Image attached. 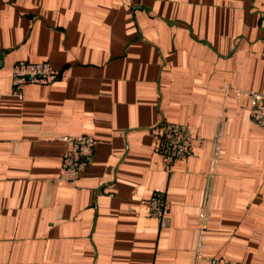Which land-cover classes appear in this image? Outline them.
Wrapping results in <instances>:
<instances>
[{
  "label": "crops",
  "instance_id": "obj_1",
  "mask_svg": "<svg viewBox=\"0 0 264 264\" xmlns=\"http://www.w3.org/2000/svg\"><path fill=\"white\" fill-rule=\"evenodd\" d=\"M19 60L64 75L18 96ZM226 86L264 91V0H0V264H194L203 216L201 264H264V128ZM164 121L192 135L171 171ZM79 134L95 157L57 182Z\"/></svg>",
  "mask_w": 264,
  "mask_h": 264
},
{
  "label": "built area",
  "instance_id": "obj_2",
  "mask_svg": "<svg viewBox=\"0 0 264 264\" xmlns=\"http://www.w3.org/2000/svg\"><path fill=\"white\" fill-rule=\"evenodd\" d=\"M64 75V72L52 66L48 61L19 60L12 69L13 94L21 96L27 83L51 84ZM236 96L248 99L250 112L254 122L264 128V91L226 86ZM162 133L159 138L158 148L164 158L167 171L172 170L174 162L186 158L191 152L192 135L187 127L178 123L164 121L161 124ZM226 134L219 129L214 134V151L210 160L209 171L216 173L217 163L220 160L222 145ZM66 142L62 163L54 179L57 182L79 183L81 174L93 161L96 152L97 139L91 134L67 135L61 138ZM149 214L156 218L161 229L168 226L169 206L164 192L155 191L148 200ZM203 216L199 223V237L195 251L194 264H201L204 258L206 244L207 222Z\"/></svg>",
  "mask_w": 264,
  "mask_h": 264
}]
</instances>
